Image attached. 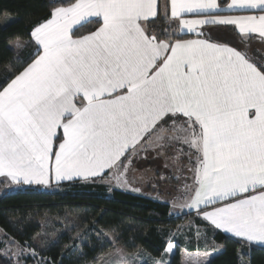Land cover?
Returning <instances> with one entry per match:
<instances>
[{
  "label": "snow or ice",
  "instance_id": "obj_1",
  "mask_svg": "<svg viewBox=\"0 0 264 264\" xmlns=\"http://www.w3.org/2000/svg\"><path fill=\"white\" fill-rule=\"evenodd\" d=\"M6 47L0 181L123 184L139 162L182 145L194 178L184 214L264 246V0H51ZM30 241L27 255L9 242L26 260L38 255Z\"/></svg>",
  "mask_w": 264,
  "mask_h": 264
},
{
  "label": "trees",
  "instance_id": "obj_2",
  "mask_svg": "<svg viewBox=\"0 0 264 264\" xmlns=\"http://www.w3.org/2000/svg\"><path fill=\"white\" fill-rule=\"evenodd\" d=\"M50 3L51 0H0V20L4 15L13 17L9 23L0 25V54H11L6 46L44 15ZM91 27L93 24H85L81 31L86 33ZM68 216L78 220L83 242L73 240V234L78 230L61 234L41 254L51 264H61V260L63 264L94 262V257L97 259L115 246H121L127 252L142 250L154 259L166 251L169 242L174 246L168 252L169 264H181V250L185 244L182 238L173 237L175 231L188 218L204 226L191 214L174 216L168 202L112 188L100 180L95 183L59 182L52 190L36 186L15 191L4 189L0 194V230L20 244L28 245L30 238L39 233V220L52 223L55 218ZM117 225L113 233L111 228ZM100 228L104 229V235L97 239L96 230ZM207 233L221 246L210 264H240L243 259L250 264H264L263 246H242L220 231ZM105 236L115 243H110ZM116 236H119L118 240ZM187 247L195 249L193 243ZM81 251L84 255H80ZM8 257L0 253V264H15V260ZM26 261L33 263L31 258Z\"/></svg>",
  "mask_w": 264,
  "mask_h": 264
},
{
  "label": "rangeland",
  "instance_id": "obj_3",
  "mask_svg": "<svg viewBox=\"0 0 264 264\" xmlns=\"http://www.w3.org/2000/svg\"><path fill=\"white\" fill-rule=\"evenodd\" d=\"M13 19L10 15H4L0 20V25H5ZM15 40L11 41L9 44H14ZM256 48H260V45L252 42ZM182 135V133H181ZM143 155V153L141 154ZM155 153L152 154L147 160L139 162L134 168L140 169V171L146 172L150 180H142L143 187L140 188L142 192H145L144 196H148L153 199L167 200L170 201L174 206L173 212L176 214H181L180 206L184 205V197L180 195L184 191L185 185L189 186L193 183V164L189 157L192 156L191 151H189L185 146L176 145L174 147L168 148L166 152H162L159 158L155 157ZM194 159V157H192ZM149 167V168H148ZM153 174H157L156 179H152ZM147 180V181H146ZM133 181L132 174H128L126 183H118L116 180H110V187L126 186ZM149 184V189L147 185ZM129 185H127L128 188ZM4 189H11L10 184L7 182L0 181V194ZM149 192V195L146 193ZM153 194V196H151ZM182 202V203H181ZM183 217V216H182ZM40 225V231L34 236L35 244H32V248L38 253L35 258H31L33 263L26 261L19 257L20 249L17 247L16 243H10L9 241L13 238L8 237L3 231L0 230V253L10 256L15 260V264L19 260V264H39L41 258L45 259L41 254L50 245L54 244L60 237L61 234L65 232H71L72 230L77 231L79 229L78 220L74 216H68L63 218H55L52 223L47 222L44 219L38 221ZM191 226V227H189ZM196 226L192 224V219H186L175 231L173 237L182 238L185 246H189L191 243L194 244L195 248H201L206 246L205 234L206 229L201 227V233L197 234ZM73 234V233H71ZM75 234V235H74ZM73 236L76 237L78 234L83 236V234L78 230ZM17 242V241H16ZM18 243V242H17ZM20 244V243H19ZM31 244L28 243V245ZM28 245L24 247V254L27 255L30 251ZM35 245H40L41 247H35ZM43 248V250H41ZM116 249L123 250V253L128 256L129 260L133 261V264H152V257L146 254L142 250H137L134 252H127L121 246H115L113 250L100 255L96 261L89 262L86 264H116V261L120 258L114 256L113 253Z\"/></svg>",
  "mask_w": 264,
  "mask_h": 264
},
{
  "label": "crops",
  "instance_id": "obj_4",
  "mask_svg": "<svg viewBox=\"0 0 264 264\" xmlns=\"http://www.w3.org/2000/svg\"><path fill=\"white\" fill-rule=\"evenodd\" d=\"M188 38V37H187ZM254 43H257L260 45V42L258 40V38L256 40H254ZM259 49V48H257ZM149 168V167H148ZM129 174H132V178H133V181L130 183V184H126V186H119L118 187H112V188H117V189H121V190H124V191H129V192H132V193H136V194H140V195H145V192H142L140 188H142L144 185L143 184V181L142 180H145L147 179L146 181L149 182L150 178L148 175H146V172L144 173V171H140V169L138 168H132L131 172ZM157 178V174H153L152 176V179H156ZM193 179V182H194V178L192 177ZM110 180H113V179H104V180H100L102 183H105L107 184L108 186H110ZM108 181L110 183H108ZM59 183V182H56L53 180L52 182V185L50 187H45V186H36V187H39L41 188L42 190H52L54 189L55 185ZM10 184V183H9ZM112 184V183H111ZM193 184V183H192ZM127 185L128 188H127ZM191 186V185H190ZM10 188L12 191H15V190H18L20 188H17V187H14L10 184ZM147 188L149 189V184L147 185ZM149 192L148 191L146 193V195H149ZM151 196H153V194H151ZM184 197V196H182ZM158 200V199H157ZM184 205L186 203V197H184ZM159 201H164V200H159ZM167 201V200H165ZM169 204H170V209H171V213L174 215V216H184V215H189V214H184L186 213V209L184 208V205L183 206H180V210L182 211L181 214H176L173 212V204L170 202V201H167ZM182 203V202H181ZM193 217H195L193 215ZM192 224L196 227H204V226H201V225H197L194 223L193 219H192ZM205 228V227H204ZM206 229V228H205ZM206 232H208L206 230ZM222 232V231H220ZM223 233V232H222ZM225 234V233H223ZM225 235H229L231 236L230 234H225ZM206 238L205 239V242H206V246L204 247H201V248H195V249H189L188 247H186L184 245V247H182V250H181V264H207L210 259L216 254L218 253L220 250H221V246L219 244H217L213 238H212V235H210L209 233H206L205 234ZM204 236V237H205ZM253 245H258V246H261L259 244H253ZM264 247V246H263ZM153 259V258H152ZM159 260H162L164 262V264H169V260H170V254L166 251L163 252V254L158 257V258H154L153 261H152V264H155L156 261H159ZM244 261H247L246 259H243Z\"/></svg>",
  "mask_w": 264,
  "mask_h": 264
}]
</instances>
